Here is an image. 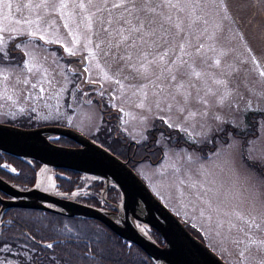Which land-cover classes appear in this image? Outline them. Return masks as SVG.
<instances>
[{
	"label": "rangeland",
	"instance_id": "374dc122",
	"mask_svg": "<svg viewBox=\"0 0 264 264\" xmlns=\"http://www.w3.org/2000/svg\"><path fill=\"white\" fill-rule=\"evenodd\" d=\"M38 2L39 0H0V35L4 37L8 46L18 44V51L30 53L29 60L40 67V72L35 76L27 74L30 82L25 85L22 81L26 73H20L19 69L13 72L6 66L7 62L5 65H0V73L8 76L7 80L0 76V123L23 128L43 125L63 126L99 143L102 135L100 136L97 130L103 123L101 110L105 112V109L110 108L107 112V120L111 121L110 125L116 123L118 126L117 137L123 136V141L128 144L125 148L128 154L129 145L131 148L132 144L134 146L135 143L139 144L144 141L146 131L151 129L157 121L155 125L159 129L154 130L155 135H152L154 131L151 132L154 140H150L148 146H138L140 152L147 150L145 155L149 157L148 160L139 161L136 157V162H132L131 169L170 213L185 225L196 228L204 244L225 263L264 264V250L256 244H250L245 236L249 229L244 220L255 218L258 223L264 220V196H260L258 186L256 189H249L247 185H241L234 175L229 158L226 155H212L211 144L199 153L201 159L196 163L186 158H178L177 153L181 157L191 154V147L184 141L191 143L193 139L198 140L199 138L195 137L198 129L189 128L188 132L191 135L172 129L176 136L172 134L161 136L163 129L168 127L155 118L157 110L154 107L152 116L146 122H142L143 117L149 114L136 107L140 97L133 95L135 89L126 87L121 90L114 80L104 78L106 74L110 77L112 73L108 71L105 58L99 53L95 59L92 58L91 53L96 52L94 44L85 47L89 33L83 26L78 30L80 43L73 45V36L69 33L75 34L77 29L73 20H69L67 15L61 19L60 13L57 12L44 16V21L41 22V27L47 29L46 39L59 40V43L49 44L32 40L27 36L26 33L34 29L36 25H29L26 21L35 20L38 14L44 15L43 9L34 8L35 3ZM8 4H11L10 8L7 7ZM25 4L32 5V7H24ZM71 11L70 3L67 12ZM204 11L209 20V33L217 32V49L223 46L232 50L227 57L229 62L235 60L239 63V60H246L247 63L243 64L242 68L247 70L246 75L250 83L257 82L259 77L253 70L255 65L252 63V56L255 55L257 59L264 62V31L259 29L253 31L249 26L247 31L241 32L242 40L241 35H237L239 26L232 24L230 20H223L224 13L220 12L216 6L209 4ZM249 12L252 17L259 19V9L255 8L240 11L239 16L243 19L249 16ZM74 19L76 22L79 21V17ZM64 23L69 24L68 29L63 27ZM218 24L223 25L222 32L217 30L216 25ZM202 27L198 25L197 29ZM196 34L198 35L199 31ZM29 40H32L31 45L27 44ZM93 40H95L94 37ZM196 42L193 40V43ZM200 42H204L206 48L212 43L203 37ZM65 47L74 48L76 55H69L64 51ZM247 49H251V52ZM208 55L215 54L209 51ZM59 56L63 60H60ZM85 68L89 70L86 73L83 71ZM112 71H115V66ZM154 71L158 73L159 69H154ZM152 78L155 79V76ZM93 80L97 82L92 83ZM32 83H36L37 87L32 88ZM40 87L45 89L43 93L39 92ZM257 87H259L258 83ZM146 90L149 94V101H151L154 99L152 97L154 89L149 85ZM119 108H122L123 112L118 111ZM85 113L93 115V118L87 119ZM172 115L175 123V110ZM103 141L107 142V138ZM172 141L182 142V144L177 145ZM154 145H157L160 150L155 149ZM257 146L260 147L259 142ZM196 147H203V145L196 144ZM3 167L11 171L6 163ZM61 175L60 172L54 170H45L38 179L39 188L52 194H61L69 199L85 198L88 201L86 198L92 193L83 186L69 194L49 187L50 183H55V177ZM82 177V181L94 178L87 175ZM191 184H195V187H190ZM73 193L79 194L73 195ZM251 193H255L256 198H253ZM97 198L103 200L101 194ZM236 214L244 219H238ZM221 223L223 226L218 227ZM230 224L236 225L231 228V231H229ZM68 228L71 229V225H68ZM64 229L57 231L58 235L62 236L58 238L72 237L67 236ZM144 231H147V228H144ZM249 234L254 240L264 239V231L252 229ZM237 239L242 240L243 243L239 245L233 243ZM23 248L25 250L20 249L23 257L33 255L34 248ZM28 248L29 251H27ZM2 251L5 252L6 249L0 250L2 264H19L16 259ZM48 259H51V264L56 261L50 257ZM26 264L30 263L26 261Z\"/></svg>",
	"mask_w": 264,
	"mask_h": 264
},
{
	"label": "snow or ice",
	"instance_id": "6c2138e0",
	"mask_svg": "<svg viewBox=\"0 0 264 264\" xmlns=\"http://www.w3.org/2000/svg\"><path fill=\"white\" fill-rule=\"evenodd\" d=\"M70 3L72 11L67 12ZM209 4L224 13L223 20H230L239 26L237 35H241L242 40L241 32L247 31L249 26L253 31H264V0H39L34 8L43 9L44 15L38 14L35 20L26 21L29 25H36L26 35L32 40L59 43V40L46 39L47 29L41 27V22L44 16L57 12L61 19L67 15L77 29L75 34L69 33L73 36V45L80 43L78 30L83 26L89 33L85 47L94 44L96 52L91 53L92 58L95 59L99 53L112 73L110 77L106 74L104 78L114 80L121 90L126 87L135 89L133 95L140 97L136 107L149 114L143 117L142 122L152 116L154 107L157 110L155 118L168 128L187 135H191L189 128L198 129L195 132L198 140L193 139L191 143L184 141L191 147V154L181 157L177 153L178 158L196 163L201 159L199 153L211 144L212 155H226L229 158L234 175L241 185H247L249 189L258 186L260 196H264V62L252 56L255 65L253 70L259 80L250 83L247 70L242 68L247 61H228L232 50L223 46L217 49V32L209 33V20L204 11ZM7 7L10 8L11 4ZM24 7L32 5L25 4ZM254 8L259 9V19L252 17L251 12L248 17L241 19L240 11ZM75 17H79L78 22ZM198 25L203 27L197 29ZM63 27L68 29L69 24L64 23ZM216 28L223 31L222 24L216 25ZM202 37L212 41L207 48L204 42H200ZM32 40L27 44L31 45ZM193 40L197 42L193 43ZM18 49V44L8 46L0 35V65L7 62L6 66L13 72L19 69L20 73H26L22 83L27 85L30 82L27 74L35 76L40 72V67L29 60L30 53ZM64 51L76 55L74 48L65 47ZM209 51L215 55L209 56ZM247 51L251 52V49ZM157 68L158 73L154 71ZM83 71L86 73L89 70L85 68ZM0 76L4 80L8 79L4 73H0ZM149 85L154 89V99L151 101L146 90ZM31 87L36 88L37 84L32 83ZM44 91L40 87L39 92ZM173 110L176 113L175 123ZM118 111L123 112V109L119 108ZM85 116L87 119L93 118L87 113ZM160 135L165 136V133L161 132ZM196 144L203 147H196ZM49 187L55 189L56 185L52 182ZM190 187L194 188L195 184ZM251 195L256 198L255 193ZM236 215L238 219H244ZM244 223L249 229L245 233L249 243L264 250V239L254 240L249 234L252 229L264 231V220L258 223L253 218L244 220ZM222 226V223L218 225ZM234 227L235 224H230L229 231ZM233 243L239 245L243 241L237 239ZM8 247L7 241L0 240V250ZM46 247L52 249L53 244H47ZM33 257L34 264L40 260L35 250ZM54 264L59 262L55 261Z\"/></svg>",
	"mask_w": 264,
	"mask_h": 264
},
{
	"label": "water",
	"instance_id": "95a60500",
	"mask_svg": "<svg viewBox=\"0 0 264 264\" xmlns=\"http://www.w3.org/2000/svg\"><path fill=\"white\" fill-rule=\"evenodd\" d=\"M50 136L64 137L76 146L55 144L49 141ZM0 152L40 165L33 185L27 189L0 178V194L4 195H0V218L7 209L22 208L91 219L137 246L154 264H226L184 228L126 161L73 129L57 125L21 128L0 123ZM49 169L71 170L102 180L103 201L114 210L41 190L38 179L42 170ZM109 185L118 192L116 203L105 201ZM144 228L156 231L163 244H156Z\"/></svg>",
	"mask_w": 264,
	"mask_h": 264
},
{
	"label": "trees",
	"instance_id": "16d2710c",
	"mask_svg": "<svg viewBox=\"0 0 264 264\" xmlns=\"http://www.w3.org/2000/svg\"><path fill=\"white\" fill-rule=\"evenodd\" d=\"M108 111L110 108L105 109V112L101 110L103 123L97 132L102 137L98 144L118 158L124 159L127 156L125 148L128 144L123 141V136L117 137L118 126L116 123L110 125L111 121L107 120ZM156 123L157 121L151 129L146 131L144 141L139 144L135 143V146L132 144L131 148L129 145L128 155L132 162H136V157L139 161H147L149 158L145 155L147 150L140 152L138 146H148L149 141L154 140L152 135H155V131L159 129L156 127ZM151 132H153L152 135ZM164 132L166 135L173 134L176 136L172 129H164ZM105 138H107V142L103 141ZM49 140L60 145L76 146L61 136L50 137ZM175 143L177 145L182 144V142L177 141ZM154 148L159 149L157 145H154ZM140 153L142 155L139 156ZM4 163L11 168V171L3 167ZM39 167V163L35 161L22 160L0 152V178L19 189H27L33 185ZM52 170L62 174L54 179L57 191L69 194L83 186L86 190H91L92 194L86 198L88 201L85 198L75 199L76 201L113 210L103 200L97 198L103 188L102 180L92 178L88 181H82L84 174L65 169ZM105 196L106 200L111 203L118 200V192L112 185L107 187ZM0 223V240L7 241L9 245L8 248H5L6 251H2V253L13 257L19 264H26V261L34 264L33 255L23 257V253L20 251V249H24L23 247H32L39 253L40 260L35 261V264H51L52 261L48 257L58 261L59 264H154L137 246L119 238L99 222L91 219L68 218L39 210L10 208L3 212ZM68 225H71V229L68 228ZM60 229H64L67 236L71 235L72 237L58 238L62 237L57 232ZM186 229L199 239L196 230L191 227H186ZM148 235L157 244L162 242L158 233L153 229L148 231ZM47 244H53V248L48 249Z\"/></svg>",
	"mask_w": 264,
	"mask_h": 264
},
{
	"label": "flooded vegetation",
	"instance_id": "af4514ba",
	"mask_svg": "<svg viewBox=\"0 0 264 264\" xmlns=\"http://www.w3.org/2000/svg\"><path fill=\"white\" fill-rule=\"evenodd\" d=\"M72 145V144H71ZM135 146V145H134ZM123 160H125L126 162H128L127 164L128 165H131L132 164V159H131V157H129V155L127 154V156L123 159ZM1 196H3V195H1ZM4 197V196H3ZM34 242H36V241H34ZM162 244V242H160L159 243V245H161Z\"/></svg>",
	"mask_w": 264,
	"mask_h": 264
},
{
	"label": "bare ground",
	"instance_id": "6f19581e",
	"mask_svg": "<svg viewBox=\"0 0 264 264\" xmlns=\"http://www.w3.org/2000/svg\"><path fill=\"white\" fill-rule=\"evenodd\" d=\"M50 138V137H49ZM48 138V139H49ZM50 141V140H49ZM55 144H57V143H55ZM58 145H60V144H58ZM128 163V162H127ZM101 181V180H100ZM110 186V185H109ZM2 216V215H1ZM159 244V243H158ZM156 264H164V263H161V262H156Z\"/></svg>",
	"mask_w": 264,
	"mask_h": 264
}]
</instances>
